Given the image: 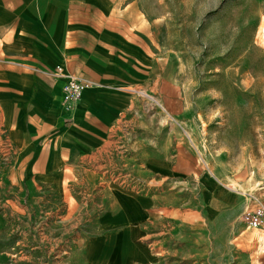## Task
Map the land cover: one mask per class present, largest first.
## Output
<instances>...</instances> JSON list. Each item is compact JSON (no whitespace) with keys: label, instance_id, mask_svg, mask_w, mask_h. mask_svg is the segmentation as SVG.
Returning <instances> with one entry per match:
<instances>
[{"label":"rangeland","instance_id":"374dc122","mask_svg":"<svg viewBox=\"0 0 264 264\" xmlns=\"http://www.w3.org/2000/svg\"><path fill=\"white\" fill-rule=\"evenodd\" d=\"M138 1L161 24L165 84L139 90L130 135L94 182L61 194L27 181L0 118V264H85L79 245L109 185L163 196L149 264H254L264 242V0ZM147 157L168 158L170 172L147 171Z\"/></svg>","mask_w":264,"mask_h":264},{"label":"crops","instance_id":"0c3cea01","mask_svg":"<svg viewBox=\"0 0 264 264\" xmlns=\"http://www.w3.org/2000/svg\"><path fill=\"white\" fill-rule=\"evenodd\" d=\"M160 26L138 0H0L1 126L23 178L61 194L94 182L121 133L130 135L139 90L165 84ZM70 76L87 87L65 107ZM145 167L162 176L171 163L147 157ZM204 184L214 186L210 177ZM101 192V213L79 245L84 263L155 261L150 226L163 218V196L118 185ZM261 246L254 264H264Z\"/></svg>","mask_w":264,"mask_h":264},{"label":"built area","instance_id":"2783aa9c","mask_svg":"<svg viewBox=\"0 0 264 264\" xmlns=\"http://www.w3.org/2000/svg\"><path fill=\"white\" fill-rule=\"evenodd\" d=\"M87 87L82 79H77L74 77H69L63 87V104L65 107H71L81 96L83 90Z\"/></svg>","mask_w":264,"mask_h":264},{"label":"bare ground","instance_id":"6f19581e","mask_svg":"<svg viewBox=\"0 0 264 264\" xmlns=\"http://www.w3.org/2000/svg\"><path fill=\"white\" fill-rule=\"evenodd\" d=\"M261 31H262V34L264 36V21L262 22V25H261Z\"/></svg>","mask_w":264,"mask_h":264}]
</instances>
